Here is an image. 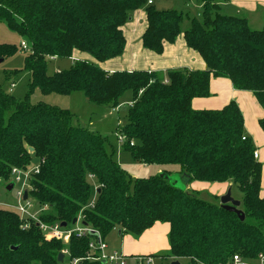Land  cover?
<instances>
[{"label": "trees", "instance_id": "obj_1", "mask_svg": "<svg viewBox=\"0 0 264 264\" xmlns=\"http://www.w3.org/2000/svg\"><path fill=\"white\" fill-rule=\"evenodd\" d=\"M192 1L202 4L201 13L189 16L183 29L186 12L159 10L147 0H0V20L29 43L23 68L10 72L29 73L24 97L0 87V183L10 179L13 167L35 164L28 194L38 208L46 207L38 220L49 226L65 222L70 229L80 218L105 239L115 229L121 237L137 238L156 222L168 223L169 249L153 255L161 258L158 264L180 259L227 264L234 254L256 262L264 257L262 163L253 156L256 148L245 134L241 110L234 100L220 109H193L191 101L209 95L212 77L227 78L235 89L253 93L263 110L258 124L264 133V27L252 29L245 16L222 13L217 0ZM141 8L145 49L161 54L182 34L206 68L165 75L102 69L96 62L124 52L122 27ZM17 50L0 43V60ZM73 51L96 62L74 60L67 69L47 72L49 57L70 58ZM35 89L43 95L81 92L89 103L108 109L117 108L130 91L126 122L117 128L123 149L138 163L178 165L185 185L231 182L243 193L238 209L244 219L223 209L218 196L209 200L159 173L131 177L107 149L106 137L74 124L69 109L31 103ZM92 236L72 233L67 244L46 239L37 222L0 208V264H72L75 259L103 264L88 259L94 253L88 248Z\"/></svg>", "mask_w": 264, "mask_h": 264}, {"label": "crops", "instance_id": "obj_2", "mask_svg": "<svg viewBox=\"0 0 264 264\" xmlns=\"http://www.w3.org/2000/svg\"><path fill=\"white\" fill-rule=\"evenodd\" d=\"M189 1L199 8L200 12L197 14V16H199L202 4L192 0ZM188 3H186L185 6L189 5ZM217 3L222 13L245 16L248 25L253 15L258 17V15L264 14V0H219ZM151 4L153 5V1ZM178 8L180 9L177 10L183 11V9H181L183 7ZM186 13V20L188 21L189 13ZM256 22L257 24L255 26H260L259 24L261 21L259 18ZM146 24L144 8L137 9L131 13L129 20L123 26V34L126 40L124 52L117 58L96 62L86 53L73 51L71 57L66 59H71L72 62L74 60L96 62L102 69L108 72L116 70H143L154 71L165 75L170 70H202L206 68L205 62L200 55L186 46L182 34L177 37L175 42L165 44L161 54H156L145 49L142 46L141 37L146 28ZM52 59H55V57ZM56 71L60 70L56 69L53 72ZM232 100L237 103L241 110L244 119L245 134L253 141L258 154L257 160L264 162V133L258 124V120L263 115V110L252 92L235 89L231 81L227 78L212 77L209 81V95L206 97L193 98L191 106L193 109H220ZM118 107L108 110H110V112H115L118 110ZM138 165H142L144 168L155 167L157 172L161 171L159 166L145 165L142 163ZM126 171L131 177H137L136 173H132L133 171L128 169H126ZM208 185V182L192 181L186 188L190 191H197L195 187L204 188ZM213 186L216 188L215 191L218 192L217 194L220 195L229 186V182L213 183L209 188ZM260 196L264 198V164H262L261 171ZM168 231V223L156 222L151 227L145 229L137 238H132L129 235L121 237L117 233L119 237V247H112V249L118 250L128 256L162 254L161 252H166L169 249Z\"/></svg>", "mask_w": 264, "mask_h": 264}, {"label": "rangeland", "instance_id": "obj_3", "mask_svg": "<svg viewBox=\"0 0 264 264\" xmlns=\"http://www.w3.org/2000/svg\"><path fill=\"white\" fill-rule=\"evenodd\" d=\"M152 1L154 7L159 10L175 9V8L180 9L178 7H183L181 9H183V11L188 12L190 17L197 16V14L200 12L199 8H197L196 5L192 4L189 0H152ZM186 3H188L189 5L185 6ZM258 18L261 21L259 24L260 26H255L257 24L256 21L258 20ZM188 23L189 22L185 19L182 23V28L184 29L188 27L189 25ZM249 26L252 29L263 28L264 14L258 15V17L256 15H253L251 17ZM21 41H26V39L21 38L17 33L11 31L7 27L4 21L0 20V43L12 44L18 48V50L13 55L5 57L0 62V87L6 93H10L19 99H22L26 93L29 73H27L26 71H21V72L18 71L16 74L10 72L14 70H20L23 68L24 56L26 55L27 52H24L20 48ZM49 58L47 60V72L49 74H52L53 71L56 69L59 70L67 69L72 63L71 59H66V58L49 59ZM12 83L14 84L13 87L11 86ZM38 101H43L45 103L57 105L61 108L69 109L74 115L73 118L74 124L82 127H87L90 130L97 131L101 133L103 136H105L107 139L106 140L107 149H109V151L113 153L114 159L118 160L119 162L118 161L117 162L121 163L120 165H122L125 169L133 171L132 173H136L137 177H149L150 175L163 172V171L157 172L155 167L144 168L142 165H138L139 163L132 159L130 153L123 149V147L121 146L122 143H120V141L118 140L119 134L117 133V128L118 126H122L126 122V112L128 109V105L131 102L130 91L125 92L120 97L119 99L120 105L118 107V110H116L115 112H110V110H108L107 107L89 103L81 92H73L72 94L67 96H62L57 94L43 95L38 89H35V91L30 96V102L36 103ZM261 163L264 164V162ZM32 166H35V164ZM161 168L170 171L169 173L166 174L168 175L170 181L173 182L175 185L181 188L184 187L186 188L188 186L184 184L181 174L177 172L179 170L178 165H166ZM9 183L12 184L11 190L6 189V185H8ZM214 183H218V182H214ZM208 184L209 185L204 188L195 187V190L200 192V195L202 197H207V199L209 200L212 199L211 196L213 195H216L218 196V198H220V196L225 194L228 189L231 190V196L235 200L241 201L243 197V193L239 191L238 188L231 182H229V186L220 195L217 194L218 192L215 191L216 188L214 186L209 188V186H211L213 183H208ZM18 188L19 185L15 184L11 177L6 183H0V202L2 203L3 206L0 208L13 210L10 209L13 208V206L7 207L6 204L16 203L17 197L15 193ZM93 197H94V190H92L91 193V198L93 199ZM36 209L39 208L37 207ZM40 213L41 210L40 212L39 211L37 212V218ZM33 221L37 222L36 220ZM44 236H46V239H49L47 238L48 236L45 233ZM118 239L119 237L117 235V230L115 229L112 230L106 236L105 241L109 246V248L112 249V247L114 248L119 247ZM166 252H161V253H166ZM155 258L158 263L161 261L160 257H155ZM178 261L180 264H187L186 259H180Z\"/></svg>", "mask_w": 264, "mask_h": 264}, {"label": "built area", "instance_id": "obj_4", "mask_svg": "<svg viewBox=\"0 0 264 264\" xmlns=\"http://www.w3.org/2000/svg\"><path fill=\"white\" fill-rule=\"evenodd\" d=\"M151 2V0H147V4H151ZM20 48L24 52H27L29 50V43L27 41H21ZM50 58L52 59L53 57ZM11 86L13 87L14 84H11ZM118 140L120 141V143H122L124 141V138L122 136H119ZM253 156L254 158L258 157L256 151L254 152ZM37 172V166H29L24 169L13 167L11 169L10 177L13 179V182L15 184L19 185V188L16 190L15 193L17 197L16 203H7L6 206H13V208L10 209L16 211L19 216L23 219L36 220L41 230L48 236L47 238L59 239L62 240L65 244H67L72 233H75L78 237L91 233L93 234V236L88 244V248L91 254L93 252L94 253L90 255L88 259L101 261L103 264H158L156 258L152 255L128 256L118 250L110 249L105 239L99 233V231L93 229L90 226L82 225L80 218H77L76 224L73 225L70 229H65L59 224L49 226L40 222L37 218V212H40V210L42 211L46 207L44 206V208L39 207V209H36L38 205L28 194L30 178L33 174H36ZM89 177L93 178V176ZM24 190H27L26 199H23ZM0 207H3L1 202ZM62 252L65 254L66 250ZM77 261V259L73 260L72 264H76ZM227 264H264V257H260L258 261L252 262L251 260L245 259L238 254H234L232 255Z\"/></svg>", "mask_w": 264, "mask_h": 264}, {"label": "water", "instance_id": "obj_5", "mask_svg": "<svg viewBox=\"0 0 264 264\" xmlns=\"http://www.w3.org/2000/svg\"><path fill=\"white\" fill-rule=\"evenodd\" d=\"M1 62V60H0ZM30 151H32V149H30ZM159 176L168 180L171 184L175 185L173 182L170 181L168 175L164 172H161L159 173ZM177 186V185H175ZM6 189L7 190H11L12 189V184H8L6 185ZM27 198V190H24L23 191V199H26ZM219 203L221 205V207L229 212H233L235 214H237L239 216V218L241 220L244 219V215L243 213L241 212V210L238 209L239 205H240V201L238 200H235L232 196H231V190L228 189L227 192L225 194H223L222 196H220L219 198ZM77 222V218H74L71 222L72 225H75ZM82 225H85V223L81 222ZM66 223L63 222L60 224L61 227H66ZM63 259V253H60L58 255V260L61 262ZM170 264H180L178 260H173L170 262Z\"/></svg>", "mask_w": 264, "mask_h": 264}]
</instances>
